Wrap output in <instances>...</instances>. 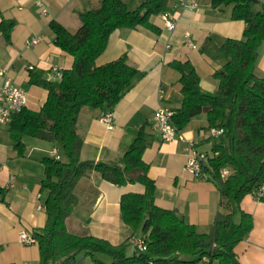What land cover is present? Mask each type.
I'll return each mask as SVG.
<instances>
[{
  "label": "trees",
  "instance_id": "trees-1",
  "mask_svg": "<svg viewBox=\"0 0 264 264\" xmlns=\"http://www.w3.org/2000/svg\"><path fill=\"white\" fill-rule=\"evenodd\" d=\"M215 9L231 6V19L244 22L240 39H226L219 47L224 63L212 76L217 89L204 91L189 61H174L179 74L181 104L172 109V122L182 131L193 117L205 114V129L220 128L209 136L210 150L203 172L219 191L218 210L209 232H200L175 209L155 203V182L148 176L142 155L146 148L145 128H139L118 162L82 160V138L76 131L83 107L112 111L134 86L137 70L120 56L101 65L96 59L105 50L109 35L116 29L158 28L150 17L166 11L165 0H142L129 9L123 0H99L95 9L78 13L80 25L67 30L55 20L49 22L54 44L72 56V65L57 80L39 79L47 96L39 110L23 108L14 115L9 133L13 146L23 153V137L53 143L59 158L44 156V177L40 191L45 193L44 226L33 236L39 249L37 264H80L89 256L95 264H240L234 247L253 226L251 214L241 208L242 199L253 194L264 202V76L256 71L264 45V3L259 0H211ZM260 5L259 9H254ZM12 21L2 20L0 31L8 39ZM97 172L118 186L138 183L141 192H125L119 201L120 218L130 231L118 244L67 230L65 221L77 205L75 186L82 178ZM224 174V175H223ZM237 216V220H235ZM138 235L135 237V235ZM145 248L128 247L134 239Z\"/></svg>",
  "mask_w": 264,
  "mask_h": 264
},
{
  "label": "crops",
  "instance_id": "crops-1",
  "mask_svg": "<svg viewBox=\"0 0 264 264\" xmlns=\"http://www.w3.org/2000/svg\"><path fill=\"white\" fill-rule=\"evenodd\" d=\"M123 1L129 9H135L142 0ZM195 1L196 7L189 8L182 5L189 0H165L166 11L175 19L173 30L165 27L159 13L150 17L158 28L156 33L137 27L116 29L109 35L95 64L124 55L127 63L137 70V80L113 107L112 128L100 121L105 110L83 107L76 131L83 141L82 160L118 162L136 131L144 127L146 148L142 158L149 166L148 176L155 182V203L175 209L198 231L209 232L218 210L219 191L205 173L191 175L184 169L192 153L190 141L198 151L210 148L209 130L205 129L207 117L205 114L193 117L175 139L165 141L158 130L155 112L162 105L175 109L181 104L180 74L171 66L174 61H189L199 76L201 88L215 91L217 81L212 74L224 63L219 47L226 39H240L245 25L241 20L231 19V6L215 9L211 0ZM40 3L39 6L36 0H0V22L13 23L8 39L0 31V70L24 90L26 108L34 111L40 109L47 92L40 82H31V77L38 74L39 79L57 80L53 69L62 72L73 61L72 56L54 44L49 22L55 20L74 32L80 25L78 13L97 8L99 0H40ZM35 37L38 43L27 46L26 42ZM256 71L264 76V45ZM9 125H0V264H37L40 258L37 244H23L18 235L25 231L33 236L35 228L44 226L41 160L54 150L58 155L60 151L51 142L33 137L26 140L29 136H25L22 139L25 147L19 154L13 146ZM142 190L138 183L114 185L97 172L82 177L75 186L77 205L65 221L67 230L103 238L112 244L124 241L130 232L120 218V197L125 192ZM241 208L251 214L253 226L234 247L237 259L240 264H264V202L248 194L242 199Z\"/></svg>",
  "mask_w": 264,
  "mask_h": 264
},
{
  "label": "built area",
  "instance_id": "built-area-1",
  "mask_svg": "<svg viewBox=\"0 0 264 264\" xmlns=\"http://www.w3.org/2000/svg\"><path fill=\"white\" fill-rule=\"evenodd\" d=\"M36 3L39 6L41 5L40 0H36ZM182 5L183 7L195 8L196 1L189 0V2H184ZM162 15L165 27L168 30H173L175 27V19L173 15L168 11H165L162 13ZM186 37H188V34H186ZM38 41L39 39L37 37L31 38L26 42V45L35 46ZM188 44L193 46L191 42ZM29 68L32 69L31 66ZM53 71L58 78L61 77V71H59L57 68H54ZM0 76L2 77V81L0 82V125H5L10 124L14 115L26 107L27 96L24 90L13 84L4 70H0ZM161 97L162 95L160 94V98ZM172 116L173 110L163 105L159 106L155 112V120L158 130L162 139L165 141L173 140L179 134V131L176 130L172 122ZM100 121L103 122L108 128H112V112H104V114L100 117ZM221 133L222 129L220 128H211L209 130V135L213 137H216ZM189 145L191 146L192 153L184 166L185 171L191 175H199L204 173L203 168L207 162L206 152L196 150L192 141L189 142ZM51 156L59 158L56 150L52 152ZM18 237L19 241L23 244L31 245L36 243L34 236L28 235L25 231H20ZM133 242L139 250H143L145 248L144 241L142 239L137 238L134 239Z\"/></svg>",
  "mask_w": 264,
  "mask_h": 264
},
{
  "label": "rangeland",
  "instance_id": "rangeland-1",
  "mask_svg": "<svg viewBox=\"0 0 264 264\" xmlns=\"http://www.w3.org/2000/svg\"><path fill=\"white\" fill-rule=\"evenodd\" d=\"M259 2H260V4L261 3H264V0H259ZM259 6L260 5H256L255 7H254V9H259ZM130 7H133V6H130ZM131 9V8H130ZM222 55V54H221ZM23 87H25V86H23ZM26 88V87H25ZM26 140H33V138H31V137H27L26 138ZM199 148H201V149H204L205 147L204 146H199ZM206 149L209 151L210 150V148L208 147V146H206ZM59 151H60V149H59ZM53 152V151H52ZM52 152H51V154H52ZM45 194V193H44ZM45 196V195H44ZM238 218H237V216H236V218H235V220H237ZM130 232V231H129ZM134 247H135V245H134V243H132L129 247H128V249H127V253L128 254H131L132 253V251H133V249H134ZM109 262L107 261V260H105V263L104 264H108ZM80 264H95L91 259H90V257L89 256H86V257H83L82 258V260H81V262H80ZM200 264H208V261H203V262H201ZM212 264H216V262L214 261Z\"/></svg>",
  "mask_w": 264,
  "mask_h": 264
}]
</instances>
